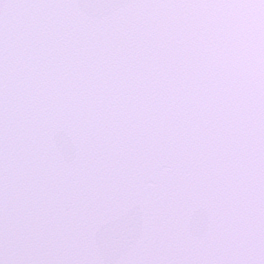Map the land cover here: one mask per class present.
<instances>
[{
    "label": "snow or ice",
    "instance_id": "obj_1",
    "mask_svg": "<svg viewBox=\"0 0 264 264\" xmlns=\"http://www.w3.org/2000/svg\"><path fill=\"white\" fill-rule=\"evenodd\" d=\"M0 264H264V0H0Z\"/></svg>",
    "mask_w": 264,
    "mask_h": 264
}]
</instances>
